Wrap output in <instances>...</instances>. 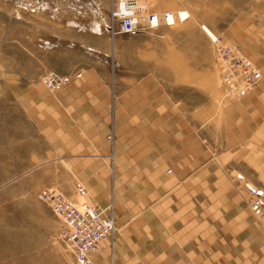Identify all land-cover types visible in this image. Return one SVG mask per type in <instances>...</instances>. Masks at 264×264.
<instances>
[{
  "label": "crops",
  "instance_id": "1",
  "mask_svg": "<svg viewBox=\"0 0 264 264\" xmlns=\"http://www.w3.org/2000/svg\"><path fill=\"white\" fill-rule=\"evenodd\" d=\"M128 38L137 47L128 49L126 70L117 63L111 78L108 69L79 64L70 83L42 101L62 142L57 150L90 201L114 209L112 242L91 257L96 264H264V226L236 178L264 189V76L245 97L223 100L205 31L162 26ZM117 50L107 52L116 60Z\"/></svg>",
  "mask_w": 264,
  "mask_h": 264
},
{
  "label": "rangeland",
  "instance_id": "2",
  "mask_svg": "<svg viewBox=\"0 0 264 264\" xmlns=\"http://www.w3.org/2000/svg\"><path fill=\"white\" fill-rule=\"evenodd\" d=\"M112 1L0 0V264H77L60 237L61 220L39 198L42 190L53 188L72 200L83 199L76 195V172L65 162L63 151L57 150L61 140L59 135L55 140L57 131L49 127L42 102L48 92L58 91L51 92L42 79L50 71L69 75L79 64L108 69L111 78L117 63L126 70L128 49L137 47V42L129 41V34L112 32ZM141 3L162 15L189 14L169 29L220 35L256 64H264V0ZM236 29H242L244 39L240 40ZM95 33H106L111 40ZM63 35L72 38L65 40ZM81 35L82 39H76ZM86 47L103 50L105 57H92L94 53ZM113 47L119 49L116 60L112 51L107 52ZM216 70L218 97L217 64ZM222 105L219 99L217 108ZM86 199L90 201L89 196Z\"/></svg>",
  "mask_w": 264,
  "mask_h": 264
},
{
  "label": "built area",
  "instance_id": "3",
  "mask_svg": "<svg viewBox=\"0 0 264 264\" xmlns=\"http://www.w3.org/2000/svg\"><path fill=\"white\" fill-rule=\"evenodd\" d=\"M113 33L131 34L140 31L156 30L162 25L173 26L184 22L189 14H162L147 10L141 0H113L111 7ZM205 30V26H203ZM216 53L220 87L223 100L245 97L263 78V71L236 45L220 35L208 34ZM81 73H77L79 77ZM44 85L56 92L64 88L71 76L50 71L42 79ZM113 139V134L109 136ZM236 178L242 181L251 196L250 209L255 218L264 226V189L244 180L242 174ZM76 195H88L83 181L75 179ZM39 198L48 203L53 213L61 220L60 237L74 256L77 264H96L91 253H98L102 243L113 237L116 220L113 206L101 209L92 201L72 200L56 189L48 188L39 193Z\"/></svg>",
  "mask_w": 264,
  "mask_h": 264
},
{
  "label": "bare ground",
  "instance_id": "4",
  "mask_svg": "<svg viewBox=\"0 0 264 264\" xmlns=\"http://www.w3.org/2000/svg\"><path fill=\"white\" fill-rule=\"evenodd\" d=\"M79 196V198H83V199H80L79 201L81 202V201H83V200H87L86 198H87V196H85V197H82V196H80V195H78ZM85 198V199H84Z\"/></svg>",
  "mask_w": 264,
  "mask_h": 264
}]
</instances>
